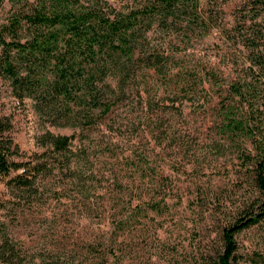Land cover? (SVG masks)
I'll use <instances>...</instances> for the list:
<instances>
[{
	"label": "rangeland",
	"instance_id": "rangeland-1",
	"mask_svg": "<svg viewBox=\"0 0 264 264\" xmlns=\"http://www.w3.org/2000/svg\"><path fill=\"white\" fill-rule=\"evenodd\" d=\"M44 1L50 2L3 0L0 38H28L23 14ZM109 1L126 8L140 4ZM201 5L205 16L210 14L206 29L174 32L152 24L148 35L167 57L168 72L150 71L145 91H133L86 128L53 124L36 97L14 94L0 70V117L11 121L3 136L18 146L11 159L38 154L49 162L30 189L11 181L22 168L0 173V239L11 240L15 264H96L87 246L106 228L102 192L109 198L117 194L108 188L113 171L137 160L145 165V183L167 175L172 190L162 211L145 203L144 226L122 236L115 264H198L201 256L220 249L223 225L259 210L264 192L255 181L254 160L264 161V12L257 0H201ZM14 17L18 24L11 23ZM238 81L248 87L235 95L230 84ZM223 97L232 98L247 118L242 139L221 129ZM46 131L71 135L72 148L81 146L72 173L62 156L40 155L46 147L38 139ZM122 198L121 206L127 200ZM235 241L234 264H264V217L237 232Z\"/></svg>",
	"mask_w": 264,
	"mask_h": 264
},
{
	"label": "trees",
	"instance_id": "trees-1",
	"mask_svg": "<svg viewBox=\"0 0 264 264\" xmlns=\"http://www.w3.org/2000/svg\"><path fill=\"white\" fill-rule=\"evenodd\" d=\"M79 1L50 0L48 4L44 1L41 7L23 14L30 24L28 38L23 41L15 37L0 38V70L10 79L14 94L20 99L29 95L36 97L51 122L61 126L88 127L123 104L133 91L138 94L145 91L150 71L161 76L168 72L167 57L148 35L153 23L161 30L174 32L183 28L206 29L209 25L210 14L205 16L201 0H139V5L128 8L116 7L109 0ZM257 3L264 12V0ZM259 13L252 12L251 16ZM11 23L18 24L19 20L14 17ZM257 64L262 65L259 58ZM244 87L248 84L240 81L230 84L235 95H240ZM190 88L192 85L188 82L186 92ZM239 109L232 98L221 99L220 126L231 136L235 133V141L238 137L244 138L248 129L247 118ZM10 127V119L0 117V173L22 168L11 181L19 188L30 189L49 162L40 161L38 154L25 161L11 159L18 153V146L12 137L3 136ZM71 138V135L46 131L38 139L46 147L40 155L62 156L72 173L71 163L76 162L74 156L82 148L73 149ZM137 162L113 171V186L108 188L117 194L109 198L107 190L102 192L101 217L107 218L106 228H101L94 244L87 246L96 264H115L113 259L117 257L115 251L122 236L132 228L144 226L145 203L156 211H162V205H167V196L172 190L171 184H165L167 175H160V184L159 180L145 183V165L142 167ZM254 163L255 181L264 192V161L254 160ZM114 195L120 196L115 203L110 202ZM124 195L127 200L121 206ZM262 217L264 201L258 211L223 225L220 249L212 255L201 256L198 264H234L235 234ZM16 257L11 240L6 236L1 238L0 260L15 264Z\"/></svg>",
	"mask_w": 264,
	"mask_h": 264
}]
</instances>
